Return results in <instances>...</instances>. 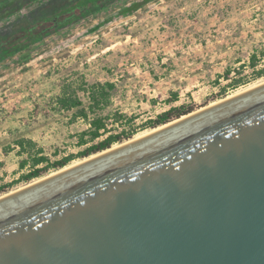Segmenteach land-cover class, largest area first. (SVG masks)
<instances>
[{
    "label": "water",
    "instance_id": "water-1",
    "mask_svg": "<svg viewBox=\"0 0 264 264\" xmlns=\"http://www.w3.org/2000/svg\"><path fill=\"white\" fill-rule=\"evenodd\" d=\"M0 197V264H264V83Z\"/></svg>",
    "mask_w": 264,
    "mask_h": 264
},
{
    "label": "rangeland",
    "instance_id": "rangeland-1",
    "mask_svg": "<svg viewBox=\"0 0 264 264\" xmlns=\"http://www.w3.org/2000/svg\"><path fill=\"white\" fill-rule=\"evenodd\" d=\"M14 1L0 28L49 0H0V14ZM262 68L264 0L110 1L0 61V197L61 170L21 180L36 152L50 162L77 156L64 168L92 157H78L92 144L78 142L93 118L113 134L135 132L118 147L153 131L147 124L170 108L197 112L263 84L264 75L253 77ZM99 84L112 87L96 105L90 92ZM64 93L79 98L86 118L59 107ZM22 139L34 146L20 149Z\"/></svg>",
    "mask_w": 264,
    "mask_h": 264
},
{
    "label": "trees",
    "instance_id": "trees-1",
    "mask_svg": "<svg viewBox=\"0 0 264 264\" xmlns=\"http://www.w3.org/2000/svg\"><path fill=\"white\" fill-rule=\"evenodd\" d=\"M110 1H123V0H49L34 12L26 14L16 19L11 24L0 28V61L6 57L12 56L20 49H23L29 45H32L39 40L46 37L48 34L59 30L70 23L84 18L91 12H98L105 8L106 4ZM17 1L10 3L9 9L0 14V18L11 13L13 11V5ZM256 56H250V67L256 66ZM264 75V68L254 72L256 78H260ZM243 80H234L230 87L236 88L240 85ZM111 88V84L96 85L92 87L90 92L92 99L98 104V96L102 95L104 88ZM225 88H222L221 93H224ZM107 96V94H104ZM57 104L60 108L65 110L78 109V115L86 118L87 115L83 109H81V101L79 98L70 94L64 93L62 96L57 98ZM193 108H185L181 106L179 108H170L166 112L159 114L155 120L149 122V128L156 129L163 126L175 119H178L188 113L193 112ZM104 118H93L89 123V130L82 133L79 140V145H87L80 153L78 157H90L91 155L104 152L110 149L114 144L120 143L123 140H128L135 134L134 131L125 132L122 131L117 134H113L104 122ZM88 136V140H84V137ZM99 142L96 140L102 138ZM18 147L22 150L25 146L31 148L34 143L31 140H19L17 143ZM75 157V155H67L59 160L50 162L48 157L43 156L41 152H36L29 156V167L31 170L20 177L21 180L29 182L33 179L41 177V175L50 169L59 170L67 166ZM28 161H22L20 168L23 169ZM42 165L41 167H39ZM4 189V188H2ZM3 190H0V192Z\"/></svg>",
    "mask_w": 264,
    "mask_h": 264
},
{
    "label": "bare ground",
    "instance_id": "bare-ground-1",
    "mask_svg": "<svg viewBox=\"0 0 264 264\" xmlns=\"http://www.w3.org/2000/svg\"><path fill=\"white\" fill-rule=\"evenodd\" d=\"M251 90V89H250ZM244 92H246V91H243L242 93H244ZM241 93V94H242ZM233 96V95H232ZM237 96V95H236ZM233 97H235V96H233ZM233 97H231V98H233ZM227 99H230L229 97L228 98H226L225 100H227ZM224 101V100H223ZM222 102V101H221ZM217 104V103H216ZM215 105V104H214ZM213 106V105H212ZM164 126H167V125H163V126H161V127H158V128H156V129H154L153 131H151L150 133H147V134H144V135H141V136H139V137H137V138H134V139H132V140H129L127 143H129V142H133V141H135V140H137V139H140V138H142V137H145V136H147V135H149V134H151V133H153V132H155V131H157V130H160L161 128H163ZM126 144V143H125ZM119 147V146H118ZM118 147H112V148H110L108 151H110V150H114V149H116V148H118ZM105 152V151H104ZM104 152H102V153H104ZM107 152V151H106ZM101 153V154H102ZM96 156H98V155H93L92 157H90L89 159H92V158H94V157H96ZM89 159H87V160H89ZM86 160V161H87ZM85 162V161H84ZM82 162H80V163H78L77 165H79V164H81ZM77 165H73V166H69V167H67V168H62L60 171H58L57 173H55V174H58V173H60V172H64V171H66V170H68V169H71V168H73V167H75V166H77ZM55 174H53V175H55ZM53 175H51V176H53ZM51 176H48V177H46V178H44V179H41V180H39V181H37V182H40V181H42V180H45V179H47V178H49V177H51ZM37 182H35V183H37ZM35 183H33V184H35ZM29 185H32V184H29ZM28 185V186H29ZM23 189V188H22ZM21 190V189H20ZM18 191V190H17ZM11 194V193H10Z\"/></svg>",
    "mask_w": 264,
    "mask_h": 264
}]
</instances>
